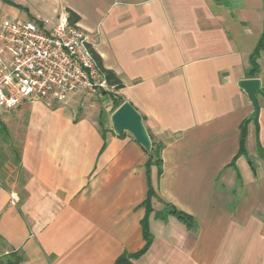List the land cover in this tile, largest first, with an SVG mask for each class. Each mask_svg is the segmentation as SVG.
Returning <instances> with one entry per match:
<instances>
[{"label":"crops","instance_id":"crops-1","mask_svg":"<svg viewBox=\"0 0 264 264\" xmlns=\"http://www.w3.org/2000/svg\"><path fill=\"white\" fill-rule=\"evenodd\" d=\"M68 10L121 86L0 110V152L8 147L3 160L17 173L0 179V256L114 264L143 248L148 154L113 132L115 98L163 145L161 175L150 172L152 241L132 264H264V51L256 119L237 86L263 31L264 0H0V23L67 19Z\"/></svg>","mask_w":264,"mask_h":264},{"label":"built area","instance_id":"built-area-1","mask_svg":"<svg viewBox=\"0 0 264 264\" xmlns=\"http://www.w3.org/2000/svg\"><path fill=\"white\" fill-rule=\"evenodd\" d=\"M93 35L65 18L0 23V110L21 103L63 104L73 94L109 89L95 59Z\"/></svg>","mask_w":264,"mask_h":264},{"label":"trees","instance_id":"trees-1","mask_svg":"<svg viewBox=\"0 0 264 264\" xmlns=\"http://www.w3.org/2000/svg\"><path fill=\"white\" fill-rule=\"evenodd\" d=\"M68 18L67 21L70 25L76 24L78 22L79 17L72 11L68 10ZM264 51V23H263V31L261 34V37L258 41V44L252 54L249 57L250 60V70L248 71L247 74V79H253L257 78V74L259 72V66H258V58L260 55V52ZM94 59L100 69V71L105 75L109 87L119 89L121 86V83L119 79L116 77L114 73L111 71L105 70L102 67L101 60L99 57L94 53ZM114 103H113V108L112 112H114L120 105L123 104L121 99H115L114 98ZM99 127L100 129L105 133V120L104 118L100 119L99 122ZM244 139H245V131H242L241 133V138H240V149L243 150V145H244ZM151 140V138H150ZM152 143V148H151V153L147 156V161L145 164V169H146V176H147V183H148V193H147V198L146 201L143 203L144 208L146 209V217L148 213L152 211L151 209V200L156 197V194L151 186L150 182V172L151 168L155 167L157 170V175L160 176L162 172V159H161V151L163 149V145L161 143H156L151 140ZM166 213L169 215L174 216L176 219L181 221L186 225L187 228H191L193 225V220L190 216L176 210L174 207H172L169 204H164ZM157 216H161V213L158 214ZM144 218L142 220V229H143V238H144V246L143 248L138 251L137 253L133 255H122L119 257L114 264H132V261L139 258L142 256L150 247L151 241H152V236L148 231V226H147V218ZM23 260V257L16 253V252H11L7 255L0 256V264H20Z\"/></svg>","mask_w":264,"mask_h":264},{"label":"water","instance_id":"water-1","mask_svg":"<svg viewBox=\"0 0 264 264\" xmlns=\"http://www.w3.org/2000/svg\"><path fill=\"white\" fill-rule=\"evenodd\" d=\"M237 86L245 93L252 107L248 121L256 119L258 115L257 95L262 94L260 80L258 78L243 79L237 83ZM110 124L115 135L120 136L127 133L148 155L151 153L150 136L141 115L130 103L124 102L111 114Z\"/></svg>","mask_w":264,"mask_h":264},{"label":"rangeland","instance_id":"rangeland-1","mask_svg":"<svg viewBox=\"0 0 264 264\" xmlns=\"http://www.w3.org/2000/svg\"><path fill=\"white\" fill-rule=\"evenodd\" d=\"M30 2H31V0H30ZM7 149H8V147H7ZM6 150H2L3 152H0V163H2V169H3V170L0 169V179L1 180H3V179L5 180L6 178L17 174V173H15L16 172V169L13 166L14 163H13L12 159H9L7 157L8 158L7 161L6 160H3L4 155H5V158H6L7 155H9V151L6 152ZM1 253H3V251L0 249V254Z\"/></svg>","mask_w":264,"mask_h":264}]
</instances>
